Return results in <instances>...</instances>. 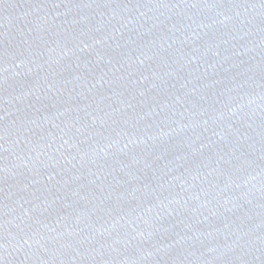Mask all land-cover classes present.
<instances>
[{
  "label": "water",
  "instance_id": "95a60500",
  "mask_svg": "<svg viewBox=\"0 0 264 264\" xmlns=\"http://www.w3.org/2000/svg\"><path fill=\"white\" fill-rule=\"evenodd\" d=\"M0 264H264V0H0Z\"/></svg>",
  "mask_w": 264,
  "mask_h": 264
}]
</instances>
